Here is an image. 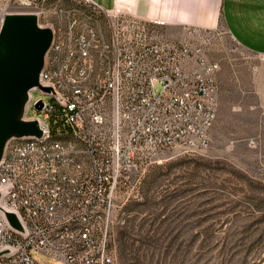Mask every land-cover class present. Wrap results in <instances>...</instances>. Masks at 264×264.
<instances>
[{
	"label": "built area",
	"instance_id": "2783aa9c",
	"mask_svg": "<svg viewBox=\"0 0 264 264\" xmlns=\"http://www.w3.org/2000/svg\"><path fill=\"white\" fill-rule=\"evenodd\" d=\"M46 1L33 15L53 39L27 108L33 90L51 103L43 98L44 119L25 110L24 119L38 122L40 143L13 137L0 160V264H115L112 229L132 174L137 184L158 153L209 144L220 66L207 52L226 32L187 27L174 42L161 32L165 22L92 0H81L86 9L57 3L41 25ZM81 10L111 20L107 40L77 19ZM55 105L69 126L60 133L65 141H55L48 124Z\"/></svg>",
	"mask_w": 264,
	"mask_h": 264
},
{
	"label": "rangeland",
	"instance_id": "374dc122",
	"mask_svg": "<svg viewBox=\"0 0 264 264\" xmlns=\"http://www.w3.org/2000/svg\"><path fill=\"white\" fill-rule=\"evenodd\" d=\"M39 1L0 0V20L6 14H35ZM207 2L212 8L217 0ZM57 3L86 9L81 0H47L41 25L53 19ZM222 4L223 0L217 28L226 33L207 52L220 66L217 116L209 144L158 153L137 184V175L132 174L129 189L120 192V203L122 198L129 201L116 211L112 229L115 264H264V55L233 40L223 22ZM78 15L82 23H94L107 36L108 19L101 22L88 10ZM182 30L161 28L174 42L182 40ZM28 69L0 91V143L19 123L8 119V108L14 110L15 99L29 81L23 80ZM12 87H18L16 98L6 106ZM160 89L158 85L156 91ZM31 94L26 115L44 119L33 104L40 98L51 103V97L40 90ZM23 98L24 94L19 108Z\"/></svg>",
	"mask_w": 264,
	"mask_h": 264
},
{
	"label": "crops",
	"instance_id": "0c3cea01",
	"mask_svg": "<svg viewBox=\"0 0 264 264\" xmlns=\"http://www.w3.org/2000/svg\"><path fill=\"white\" fill-rule=\"evenodd\" d=\"M92 1L106 11L120 9L126 12V6H131L137 18L163 21L174 30L181 27L183 30L187 27L214 29L221 9V0H217L212 8L207 0ZM222 16L227 31L238 45L264 55V0H223Z\"/></svg>",
	"mask_w": 264,
	"mask_h": 264
},
{
	"label": "water",
	"instance_id": "95a60500",
	"mask_svg": "<svg viewBox=\"0 0 264 264\" xmlns=\"http://www.w3.org/2000/svg\"><path fill=\"white\" fill-rule=\"evenodd\" d=\"M19 23L27 24L38 36V47L35 53V62L31 67L26 70V76L24 79L29 78V81L26 82L25 86L22 88V93L24 98L19 109V114L17 118L19 123L17 127L11 130L7 136L0 143V160L3 156L7 142L13 137H21L26 135H37L40 136L42 131L38 126L37 121H28L24 119L25 107L29 101V91L35 87H40L39 77L40 73L44 67L45 56L50 49L53 34L50 29H42L38 25V18L33 14H22L15 13L9 14L5 17L3 27L0 32V64L3 61V58L6 56L7 51L9 50V42L11 41V34L14 31L15 27ZM27 69V68H26ZM33 107L36 111L41 112L44 110L45 101L43 98L35 101ZM8 218L11 222L18 224L16 216L14 214L8 213Z\"/></svg>",
	"mask_w": 264,
	"mask_h": 264
},
{
	"label": "bare ground",
	"instance_id": "6f19581e",
	"mask_svg": "<svg viewBox=\"0 0 264 264\" xmlns=\"http://www.w3.org/2000/svg\"><path fill=\"white\" fill-rule=\"evenodd\" d=\"M79 17L80 15L77 16L78 20H80ZM109 21L111 28V20L108 19V22ZM83 24H88V23H83ZM90 26L92 28H95V35L98 38V40H107V36L105 35V33L101 31V29H98L99 27H97L94 23ZM11 35L12 36H11V41L9 42V50L7 51L6 56L3 58V61L0 64V91L4 88L6 83L13 76L22 75L26 68H30L31 65L34 64L35 53L38 47V36L27 24L24 23L17 24ZM80 83H87V76H80ZM17 90L18 87H12V89H10L7 99L8 101L5 104L6 106H8L10 102H12L14 95L16 98L15 93L17 92ZM22 94L23 93L21 92L18 95L17 99H15L16 106L14 110L11 112V109L8 108L10 111L8 114V119H10L12 122L19 121V119L17 118L20 109L18 105ZM2 134L3 133H0V135ZM55 141H65V137L58 139L56 138ZM21 142L40 143V136L34 135L33 137L24 138L21 139Z\"/></svg>",
	"mask_w": 264,
	"mask_h": 264
},
{
	"label": "trees",
	"instance_id": "16d2710c",
	"mask_svg": "<svg viewBox=\"0 0 264 264\" xmlns=\"http://www.w3.org/2000/svg\"><path fill=\"white\" fill-rule=\"evenodd\" d=\"M48 124L52 134L55 135V139L64 138L65 134L60 133L69 130V126L65 123L62 109L58 105L54 106L53 111L48 118Z\"/></svg>",
	"mask_w": 264,
	"mask_h": 264
}]
</instances>
